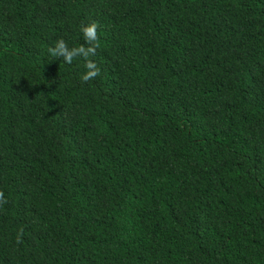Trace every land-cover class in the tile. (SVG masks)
I'll list each match as a JSON object with an SVG mask.
<instances>
[{"label":"trees","instance_id":"16d2710c","mask_svg":"<svg viewBox=\"0 0 264 264\" xmlns=\"http://www.w3.org/2000/svg\"><path fill=\"white\" fill-rule=\"evenodd\" d=\"M0 191V264H264V0H0Z\"/></svg>","mask_w":264,"mask_h":264},{"label":"clouds","instance_id":"9594fccd","mask_svg":"<svg viewBox=\"0 0 264 264\" xmlns=\"http://www.w3.org/2000/svg\"><path fill=\"white\" fill-rule=\"evenodd\" d=\"M99 28L100 25L95 21L81 27L80 31L87 46L80 45L70 48L68 43L61 38L55 41L54 46L49 47L47 50L50 56L63 58L64 62L69 65L72 64L74 59L78 57L82 58L85 61L84 67L86 69L85 73L80 77L83 83H87L100 75V68L93 60L90 59V57L96 55L97 49L100 47ZM7 203L8 201L5 198L4 192L0 191V206ZM22 235L23 229H21L17 234V243L22 242Z\"/></svg>","mask_w":264,"mask_h":264}]
</instances>
